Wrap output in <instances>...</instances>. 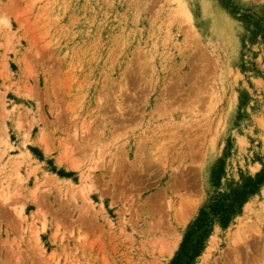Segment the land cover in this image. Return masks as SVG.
I'll use <instances>...</instances> for the list:
<instances>
[{
  "label": "rangeland",
  "instance_id": "374dc122",
  "mask_svg": "<svg viewBox=\"0 0 264 264\" xmlns=\"http://www.w3.org/2000/svg\"><path fill=\"white\" fill-rule=\"evenodd\" d=\"M0 264H264V0H0Z\"/></svg>",
  "mask_w": 264,
  "mask_h": 264
},
{
  "label": "bare ground",
  "instance_id": "6f19581e",
  "mask_svg": "<svg viewBox=\"0 0 264 264\" xmlns=\"http://www.w3.org/2000/svg\"><path fill=\"white\" fill-rule=\"evenodd\" d=\"M170 87V86H169ZM170 92V91H169ZM175 92V91H174ZM171 93V92H170ZM166 95V94H165ZM192 95V94H191ZM167 96V95H166ZM166 98V97H165ZM159 150V149H158ZM153 151V150H152ZM150 154V153H149ZM141 159V158H140ZM152 160V159H151ZM144 162V161H143ZM150 162H152V161H150ZM145 164V163H144ZM150 164V163H149ZM155 165V164H154ZM167 207H168V205H167ZM188 208V207H187ZM186 211V210H185ZM188 211V210H187ZM183 212V211H182ZM189 212V211H188ZM182 216V215H181ZM184 216H185V214H184Z\"/></svg>",
  "mask_w": 264,
  "mask_h": 264
}]
</instances>
